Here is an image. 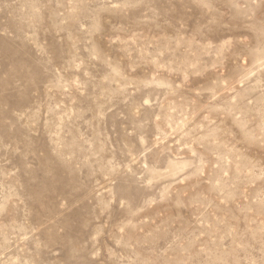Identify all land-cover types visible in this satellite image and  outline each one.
I'll list each match as a JSON object with an SVG mask.
<instances>
[{
    "label": "rangeland",
    "instance_id": "rangeland-1",
    "mask_svg": "<svg viewBox=\"0 0 264 264\" xmlns=\"http://www.w3.org/2000/svg\"><path fill=\"white\" fill-rule=\"evenodd\" d=\"M0 264H264V0H0Z\"/></svg>",
    "mask_w": 264,
    "mask_h": 264
}]
</instances>
